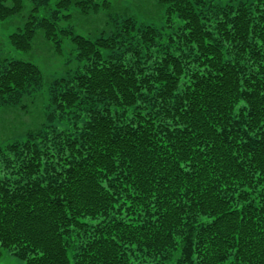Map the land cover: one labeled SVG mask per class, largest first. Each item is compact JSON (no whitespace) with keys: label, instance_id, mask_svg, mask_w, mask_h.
<instances>
[{"label":"trees","instance_id":"trees-1","mask_svg":"<svg viewBox=\"0 0 264 264\" xmlns=\"http://www.w3.org/2000/svg\"><path fill=\"white\" fill-rule=\"evenodd\" d=\"M26 1L33 13L10 36L24 51L39 29L61 50L58 23L71 5H110L61 0L37 17L51 0H0V20ZM165 1L163 28L127 17L95 40L60 29L81 64L49 91L75 129L0 148L13 175H0V257L264 264V0ZM43 83L38 65L0 59V107Z\"/></svg>","mask_w":264,"mask_h":264},{"label":"rangeland","instance_id":"rangeland-1","mask_svg":"<svg viewBox=\"0 0 264 264\" xmlns=\"http://www.w3.org/2000/svg\"><path fill=\"white\" fill-rule=\"evenodd\" d=\"M51 0L48 7H42L35 12L37 17H49L58 9V2ZM103 2L104 0H97ZM109 7L101 8L98 12L83 13L73 4L68 9L62 10L63 17L59 21L58 37L61 39V50L53 40L45 37L43 30H38L33 39L32 48L28 51L20 50L11 43V34L19 31L30 15L33 13V4L26 1L21 12L0 20V59H19L32 62L40 67L44 77L43 86L30 95H26L22 104L18 106L0 107V148L8 144L28 140L30 132L41 130L72 131L75 129V119L60 117L55 113L51 103L50 86L56 78L68 76L81 64L77 58L78 50L72 40V35H67L60 29H72L75 34L83 35L95 40L99 37H109L120 23L127 17L136 19L138 27L154 25L158 28L166 26L168 2L165 0H107ZM228 0H217L226 3ZM181 21H176L180 24ZM167 35V34H165ZM23 105L25 107H23ZM51 113L56 117L49 119ZM14 157L13 154H10ZM0 154V175L13 176L12 168H6ZM0 264H27V261L14 255L10 250H4L0 257Z\"/></svg>","mask_w":264,"mask_h":264}]
</instances>
